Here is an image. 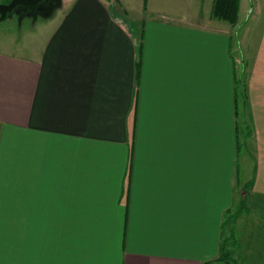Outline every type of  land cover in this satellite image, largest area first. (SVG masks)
Segmentation results:
<instances>
[{
	"label": "crops",
	"instance_id": "1",
	"mask_svg": "<svg viewBox=\"0 0 264 264\" xmlns=\"http://www.w3.org/2000/svg\"><path fill=\"white\" fill-rule=\"evenodd\" d=\"M199 6L62 0L39 42L0 40V264H217L229 243L264 264V65L243 129Z\"/></svg>",
	"mask_w": 264,
	"mask_h": 264
},
{
	"label": "rangeland",
	"instance_id": "2",
	"mask_svg": "<svg viewBox=\"0 0 264 264\" xmlns=\"http://www.w3.org/2000/svg\"><path fill=\"white\" fill-rule=\"evenodd\" d=\"M5 1V0H0ZM201 6L198 7L199 13L197 17L199 18L196 23L200 24V26H208L214 30L220 29L226 31L231 37L232 41V49L234 52V60H235V78L237 83V90L235 89L236 95L235 98L239 101V114L244 112V116L239 118L240 126H246V123L252 125V120L250 118H245V109L242 107L243 101H245L246 96V84L249 79L251 73H254L253 80L254 83L256 81L261 80V69L264 65L263 58V49H262V40L261 34L263 32L264 26V0H239L240 2V13L238 16V22L232 28L225 21H220L216 19L210 20V2L211 0H200ZM150 0H148V4ZM193 4V1H191ZM190 3L191 11H193L196 6ZM47 14H24L22 17L19 16L17 11L15 10L10 17H6L4 20L0 21V40L4 42H9L11 44H18L21 42H27L30 44L39 42L40 39H43L45 34L47 33L48 24L56 21L59 17V12L56 10V13L50 17H44ZM52 21V22H51ZM195 23V21H192ZM213 32V31H208ZM215 32V31H214ZM218 32V31H217ZM209 34L206 35V39L211 38ZM222 64V68H224V62L217 61V66ZM255 66V68H253ZM233 74V73H230ZM227 75L228 73H220V78L217 76L215 83L212 85L223 86L224 90L228 91L227 87ZM236 87V86H235ZM224 103H226V97L223 99ZM228 110L224 109V145L227 142L226 129L228 125V117L230 118L234 112V102H228ZM231 112L229 113V111ZM229 115L231 116H228ZM243 121V122H242ZM246 122V123H245ZM245 125V126H244ZM240 135V141H241ZM241 150L245 151V146H241ZM240 155L242 152H240ZM241 180V179H240ZM239 184H242L240 182ZM234 209V204L232 206ZM234 210L224 214V233L230 223L234 224L233 220ZM233 236L231 238L234 242V228ZM227 244V243H226ZM225 251H227L226 259H223L222 262L217 264H234V244H227L224 247Z\"/></svg>",
	"mask_w": 264,
	"mask_h": 264
},
{
	"label": "water",
	"instance_id": "3",
	"mask_svg": "<svg viewBox=\"0 0 264 264\" xmlns=\"http://www.w3.org/2000/svg\"><path fill=\"white\" fill-rule=\"evenodd\" d=\"M39 1L46 0H8L7 2L0 3V21L6 17L12 16L16 10L20 17L24 15L29 6L34 7ZM62 6V0H53L52 10L45 11L44 17H50L54 11Z\"/></svg>",
	"mask_w": 264,
	"mask_h": 264
},
{
	"label": "trees",
	"instance_id": "4",
	"mask_svg": "<svg viewBox=\"0 0 264 264\" xmlns=\"http://www.w3.org/2000/svg\"><path fill=\"white\" fill-rule=\"evenodd\" d=\"M238 9L239 0H214L211 14L214 19L225 21L233 26L238 20ZM235 89L237 90V83ZM226 257L227 253H224L222 258L226 259Z\"/></svg>",
	"mask_w": 264,
	"mask_h": 264
},
{
	"label": "flooded vegetation",
	"instance_id": "5",
	"mask_svg": "<svg viewBox=\"0 0 264 264\" xmlns=\"http://www.w3.org/2000/svg\"><path fill=\"white\" fill-rule=\"evenodd\" d=\"M5 2V1H4ZM7 2V1H6ZM53 0L39 1L34 7L29 6L24 14H45V11L52 10Z\"/></svg>",
	"mask_w": 264,
	"mask_h": 264
}]
</instances>
